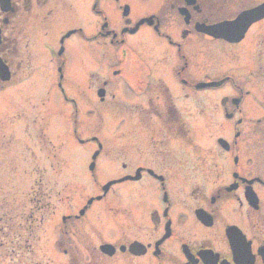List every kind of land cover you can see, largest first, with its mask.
<instances>
[{"label":"flooded vegetation","instance_id":"af4514ba","mask_svg":"<svg viewBox=\"0 0 264 264\" xmlns=\"http://www.w3.org/2000/svg\"><path fill=\"white\" fill-rule=\"evenodd\" d=\"M263 3L264 0H149L151 12L134 19L130 4L123 0H0V66L11 76L8 81L0 79V89L19 76L29 80L32 58L37 61L38 54L44 59L49 56L52 68L59 72L58 79L50 77L49 82L57 86L63 99L71 103L97 99L99 103L90 106L96 114L109 103L117 108L122 124L117 128L119 139L124 142H119L121 150L134 149L138 153L126 157L122 151L123 157L112 158L108 165L113 172L119 166L120 173L106 182L124 179L111 184L101 199L108 204L98 215L103 216L111 237H96L95 221L88 216L95 201L75 212L61 213L54 247L61 259L66 261L67 257L69 264H96L99 258L106 259L107 264H264V168H257L250 177L241 176L239 143L223 149L239 156L238 165L227 175L231 181L210 188L202 185L191 190L186 186V198L176 204L169 191L170 183L174 185L178 179L196 181L201 177L189 160L188 120L195 93L207 95L230 87L232 93L221 95L217 104H211V116L215 113L212 110L222 111L225 118L229 116V130L239 131V138L245 124L250 123L252 134L264 139V15L244 24L236 40L214 38L200 30L201 26L235 21L242 12ZM126 4L129 14L123 16ZM102 5L122 8V22L117 23L112 15L103 12ZM88 13L100 16L97 28L92 27L89 35L82 23ZM70 15L82 18L60 33L53 32L52 40H36L34 33L41 26L47 34L56 17L68 19ZM146 17L151 18V23L144 22L132 30ZM144 30L152 34L156 48L137 42V57L144 61L138 60L133 70H126L128 37ZM252 33L254 42L249 39ZM74 36L86 47L90 70L85 81L74 85L67 82L72 91L69 94L61 83L65 78L60 72L67 65L65 43ZM196 49L203 60L230 61L232 65L220 74H205L202 79L196 75ZM101 59L112 68L100 72L95 61ZM37 63L36 70H42L43 61ZM207 81L214 83L206 86ZM197 101L200 113H206L205 99ZM75 111L77 114V108ZM127 138L133 142L137 139L133 147L127 144ZM93 142L98 148L99 142ZM252 145V154L259 156L252 158L264 166V142L254 137ZM138 150L148 152L150 158L144 159ZM144 179L153 182L156 208L151 200L127 208L109 199L123 191V186ZM60 199L63 200L61 196ZM39 200L38 209L43 212L47 204ZM110 214L116 216L117 222H110ZM84 216L88 221L79 229L75 222ZM78 231L88 239L76 237ZM93 239L100 241L97 249ZM0 264L6 263L0 260Z\"/></svg>","mask_w":264,"mask_h":264},{"label":"rangeland","instance_id":"374dc122","mask_svg":"<svg viewBox=\"0 0 264 264\" xmlns=\"http://www.w3.org/2000/svg\"><path fill=\"white\" fill-rule=\"evenodd\" d=\"M123 1L130 4V15L134 19L141 14L150 13L153 8L148 6L149 0ZM100 8L106 14L112 15L117 23L122 22V8L118 10V6L104 5ZM70 16L68 19L56 17L51 32L46 34L47 29L41 26L34 33V37L37 41L52 40L53 32L60 33L72 27L77 18H82L80 15ZM99 18L96 13L84 15L82 23L88 35ZM128 38L124 68L133 70L136 61H144L137 57V49L134 48L137 42L150 49L156 48V44L152 34L147 30ZM254 38L255 34L252 33L249 39L254 42ZM65 48L67 65L62 72L65 80L62 79L61 83L63 82V87L71 94L67 82L74 85L75 82L85 81L90 70L87 68L90 65L87 64L86 47L78 37L74 36L67 41ZM35 58L37 61L32 58L33 74L29 80L19 76L14 78L5 89H0V260L6 264H69L68 258L66 257V261L61 259L58 255L59 251L54 248L60 214L75 212L88 197L100 194V187L110 177L120 173L119 166L114 172L108 169L112 158L123 157L122 151L126 152V157L130 155L135 157L138 153L134 149L121 150L120 143L124 142H120L119 139L117 128L122 124L119 123L121 114L117 108L109 103L110 106L97 114L100 117L96 115L90 117L86 113L87 106H96L98 100L90 102L79 100L75 103L79 113L77 118H73V103L64 101L57 86H52L49 82V78L52 77L50 63L52 59L49 56H45L44 59L39 54ZM38 60L43 61L45 69L36 70ZM194 61L196 75L202 79L205 74L210 76L220 74L232 65L230 61L203 60L198 49L195 50ZM95 63L100 72H105L109 66V70L112 68L107 60L101 59L100 62L95 61ZM208 75L206 76L209 77ZM229 88L223 87L221 91L207 92V95L198 92L191 97L188 120L191 131L189 160L193 169L200 171L201 177L196 181L185 177V181L178 179L173 182L174 185L170 183L169 191L174 204L186 198L187 195L183 192L186 186L187 189L192 190L202 185L210 188L231 181V177L227 175L235 169L233 156L217 144V139L224 137L232 142L234 131L229 130L230 122L223 117L222 111L212 110L215 113L212 116L210 114L211 104H217L221 95L232 93ZM197 98L205 99L203 104L205 107L208 106L206 113H200L201 108ZM251 126L250 123L245 124L238 142L239 151L242 153L239 160L242 167H240V175L244 177L249 174V177L252 176L257 168H264L260 161H254L252 158L259 157L252 154L255 150L252 145L254 137L262 142L264 139L259 138L258 134L253 135ZM92 136L98 137L104 145L93 172L88 166L91 155L97 150L96 144L92 141L81 144L78 140L86 141ZM136 140L133 142L127 138V144L133 147ZM138 152L144 154L142 155L144 159L150 158L148 152L142 150ZM152 185L153 182L148 179L132 182L123 186V191L120 190L117 195L110 196L109 199L114 198L116 202L127 208L136 206L137 202L144 204L145 201L151 200L152 206L156 208L158 199ZM38 198L47 204L43 212L38 209L40 207V203H37ZM106 204L108 203L104 200L96 201L88 212L89 215L87 214L93 216L97 238L111 237L110 229L104 225L103 216L98 215ZM42 214L44 219L40 221ZM110 215V222H117L116 216ZM87 221L88 218L84 216L75 223L79 229H82L81 224ZM75 236L81 240L88 239L81 231ZM99 243L100 241L92 240L96 249ZM81 263L85 264V261ZM94 263L107 264V260L99 258Z\"/></svg>","mask_w":264,"mask_h":264},{"label":"water","instance_id":"95a60500","mask_svg":"<svg viewBox=\"0 0 264 264\" xmlns=\"http://www.w3.org/2000/svg\"><path fill=\"white\" fill-rule=\"evenodd\" d=\"M207 32L210 33V34H211V33H212V34H215V33L217 32V30H215V29H213V30H212V29H208Z\"/></svg>","mask_w":264,"mask_h":264}]
</instances>
